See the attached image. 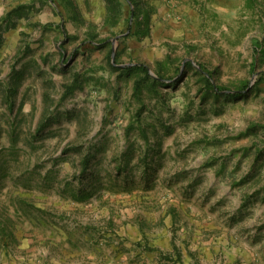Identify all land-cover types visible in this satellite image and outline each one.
Here are the masks:
<instances>
[{"label": "rangeland", "instance_id": "1", "mask_svg": "<svg viewBox=\"0 0 264 264\" xmlns=\"http://www.w3.org/2000/svg\"><path fill=\"white\" fill-rule=\"evenodd\" d=\"M164 214L264 264V0H0V264L139 257Z\"/></svg>", "mask_w": 264, "mask_h": 264}, {"label": "crops", "instance_id": "2", "mask_svg": "<svg viewBox=\"0 0 264 264\" xmlns=\"http://www.w3.org/2000/svg\"><path fill=\"white\" fill-rule=\"evenodd\" d=\"M171 225H172V216L170 214L168 215L164 214L162 216V226L160 227V229H158L157 231L151 232V233H146V236L148 237L147 239L149 241L148 245L152 247L151 251L142 252V250L139 249L137 252V254L141 255L139 257H129L128 253L120 252L117 258H114V257H110V258H113L112 261L118 264H194L195 261L193 260L191 253L197 252V253L202 254V256H200V259H202L203 262L205 261V259L207 260V258H205L204 255L205 254L208 255L210 253V250L212 248L213 249L215 248V247H211L210 245L211 240H209L206 243L197 242L198 244H194V241H192L191 245H188V246H185V245L179 246L178 244H176L177 246H175V243L173 242L174 241L173 234L171 232L172 230ZM121 229H122L120 231L121 234L127 235L129 239L133 240V242L138 240L139 237H141L142 235L140 234L139 229L134 228L129 224H127V227L121 228ZM185 237H186V234H183V238ZM123 238L124 237H122L121 239ZM133 242H130L124 245L128 247L126 248V250L133 247V244H132ZM114 243L111 244L110 246L114 247L115 246ZM227 244H228V241H225L224 243H222V246L218 245V248L223 250V252H227L228 251V247L226 248ZM245 252L250 254L254 258V260L256 259L255 253H251L250 250L245 251V249L242 250L238 248H233L231 252H229L232 255H229L230 260H228V262L231 264H247L242 259L243 256H245V258L247 259ZM176 254H179L181 263L178 261ZM173 255H174V258H172V260L170 261L166 260L165 257H168V256L173 257ZM41 257L42 258L37 257L36 254L34 255V257H31V258L19 257L18 264H20L19 261L25 262L24 264H67V263H64V260L62 259L58 261L56 257H54L53 253H51V251H44ZM68 257H66L65 259L67 260ZM224 257L226 258L225 255ZM90 258L94 261H96L97 259L95 255H91ZM110 258L105 256V259H104L106 260L105 262L109 261ZM226 262H227V259L224 261V263L226 264ZM247 262L250 263L252 262V260L250 261L247 259ZM14 264H17L16 260H14ZM91 264H96V263L92 262Z\"/></svg>", "mask_w": 264, "mask_h": 264}, {"label": "trees", "instance_id": "3", "mask_svg": "<svg viewBox=\"0 0 264 264\" xmlns=\"http://www.w3.org/2000/svg\"><path fill=\"white\" fill-rule=\"evenodd\" d=\"M128 70H140L142 72L148 73V67L144 64H136V65L130 66L128 67ZM207 84L210 88L213 87V84L211 83L209 79L207 80ZM243 95H244V91L239 90L237 92L231 93L229 96L236 99V98H241Z\"/></svg>", "mask_w": 264, "mask_h": 264}, {"label": "built area", "instance_id": "4", "mask_svg": "<svg viewBox=\"0 0 264 264\" xmlns=\"http://www.w3.org/2000/svg\"><path fill=\"white\" fill-rule=\"evenodd\" d=\"M108 264H118V263H115V262H109Z\"/></svg>", "mask_w": 264, "mask_h": 264}]
</instances>
